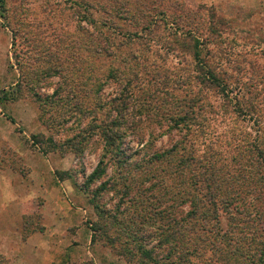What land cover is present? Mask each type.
Segmentation results:
<instances>
[{"label": "rangeland", "instance_id": "1", "mask_svg": "<svg viewBox=\"0 0 264 264\" xmlns=\"http://www.w3.org/2000/svg\"><path fill=\"white\" fill-rule=\"evenodd\" d=\"M253 143L264 148V0L0 3V198L22 212L1 237L4 264H214L203 250L192 263L169 256L161 218L206 194L200 162L243 184L250 167L234 159ZM241 188L260 211L238 215L215 193L197 245L224 249L220 230L260 236L264 195Z\"/></svg>", "mask_w": 264, "mask_h": 264}, {"label": "trees", "instance_id": "2", "mask_svg": "<svg viewBox=\"0 0 264 264\" xmlns=\"http://www.w3.org/2000/svg\"><path fill=\"white\" fill-rule=\"evenodd\" d=\"M0 3H2V0H0ZM201 77L202 78L198 77V81L201 82V84L210 85L213 89H216L218 93L226 97L227 100H230L231 96L229 95L230 93L233 94V91H231L229 84L221 83L223 81H221V78L218 77L217 74L214 72H204ZM245 154L246 156H244ZM166 156L167 155L165 154H157L153 157L154 160H156L155 162L161 164ZM195 161L197 162V159ZM183 163L190 164L188 161H183ZM234 163V165L237 167L236 169H238L240 172L244 171L243 168L245 165L250 167L247 180H245L243 184L251 187H257L259 190L255 188L252 193L259 194L258 192H260V194L262 193V195H264V192H262L264 189V148L261 146V144H250V146H248L241 155L234 159ZM199 165H201L203 170L202 175H206L208 173V176L210 177V185L206 186V194L202 195L203 199L200 198V193L192 195V200L190 203L193 205V208L187 213L184 212L185 210L183 209L179 211L177 215H179L180 219L173 218L172 220L170 217L163 215L161 218L164 231L163 243L169 248L168 253L171 254L169 256L175 257V259L180 262L186 261L187 263H192V257L199 256V251L203 250L204 254L211 253L213 255L214 264H247L248 260L251 262V264H264V235L262 234L264 233V230L262 233H259L260 236L257 234V232H252V236H249L243 233L244 229H238L239 224H237L236 230L238 229V234L241 236L236 241H232L231 232H222L221 230L219 231L222 234V238L225 240V245H227L224 249L220 248L219 246H214V244L208 241L209 238L205 241L201 240L207 249H204V246L197 245V242L199 241L198 232H200L202 229L198 223L207 225V219L212 218L210 215L215 213L216 209H218L216 208L217 204L214 198L215 193L224 195L223 197L227 198L226 201L228 202H223L222 206H228L230 208V206L234 205L235 208L232 212L238 215L240 214L244 217H247L252 214V211L250 210H255L257 212L260 211L257 206H249L247 203L246 196L248 195V192L241 188L243 186L242 181H244V178H242L240 174L238 176L231 177L228 171L224 172L223 170H218L215 166H210L211 163L209 165L207 162H200ZM104 174L105 168L102 167V164H100L96 171L90 175L89 181L91 183L96 182L101 179ZM192 178H194V176H192ZM196 191L198 192L201 190L197 189ZM234 199L235 201L239 200V202L233 203ZM164 200L168 208L171 209L170 205L168 204V200ZM187 201H185L184 204L187 203ZM238 203L242 204V206L238 207ZM262 204H264V200ZM160 217L161 216H158V218ZM199 217H201V220H199ZM140 223L136 222L132 225L137 227ZM144 223L146 222L144 221ZM133 229L134 227L130 228V230ZM207 234L209 235L210 239L217 235V233H215V235L210 234V230L207 231ZM194 235L195 237L193 238L192 236ZM233 242L234 245H232ZM241 242L248 243V246L251 245L252 248L249 250L243 249V252L241 250ZM252 244H255V247H253ZM142 251L143 249H140L139 253L151 258L153 251L145 252V254H143ZM0 264H4L2 259H0Z\"/></svg>", "mask_w": 264, "mask_h": 264}, {"label": "crops", "instance_id": "3", "mask_svg": "<svg viewBox=\"0 0 264 264\" xmlns=\"http://www.w3.org/2000/svg\"><path fill=\"white\" fill-rule=\"evenodd\" d=\"M0 188H2L1 184ZM20 206L21 203L18 200L14 201L13 205H11L6 198H0V240L2 235L9 234L11 231H17L21 228L22 212ZM52 217L55 219V216ZM39 237L40 235L38 234L33 235V238L27 244L31 243V241L38 240ZM2 246L0 241V249Z\"/></svg>", "mask_w": 264, "mask_h": 264}]
</instances>
